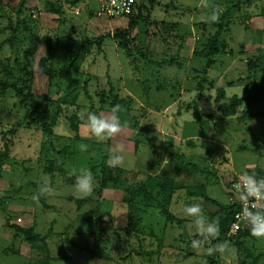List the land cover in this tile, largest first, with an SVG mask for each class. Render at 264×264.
Returning a JSON list of instances; mask_svg holds the SVG:
<instances>
[{"label":"rangeland","instance_id":"374dc122","mask_svg":"<svg viewBox=\"0 0 264 264\" xmlns=\"http://www.w3.org/2000/svg\"><path fill=\"white\" fill-rule=\"evenodd\" d=\"M19 1L0 0V79L18 84L22 72L14 58L22 57L31 33L41 40L29 89L35 118L25 124L14 89L0 87V130L21 124L0 167V264H264V237L241 238L239 244L226 237L193 249V219L182 212L184 204L200 202L205 215L217 220L224 211L192 198L186 187L205 183L208 195L224 204L228 186L239 173L264 172V101L252 105L253 117L247 120L239 110L222 117L212 106L217 88L241 94L243 86L264 78V0H156L129 29L128 18L108 21L96 16L100 0H81L74 6L52 0L61 5L59 13L45 11L46 0H25L17 14ZM226 20L228 29H221L219 23ZM214 38L221 52L212 55L213 63L206 67V58L193 50ZM70 39L89 44L79 51L69 73L53 78L41 73L39 59L46 43L53 47L50 65L57 71L66 49L72 48ZM249 61L255 68L248 69ZM113 94L133 97L130 115L119 108L126 126L108 141L93 139L79 113L108 114ZM208 113L214 117L207 118ZM73 116L77 130L70 125ZM43 123L50 126V134L43 131ZM161 132L186 140L170 143L179 148L162 151L160 157L151 143L158 142ZM115 143L125 145L126 163L111 167L114 181L100 197H85L55 171L53 176L44 171L50 160L70 174L94 164L96 187L102 166H109L106 147ZM81 144L88 145L87 151H81ZM165 157L169 166L160 170ZM151 173H157L154 191L163 178L173 180L172 201L166 206L159 198V204L143 209L142 215H131L125 199L140 178ZM46 186L51 191L41 192ZM135 202L144 208L140 197ZM162 208L173 219L168 220ZM8 223L31 228L39 238L27 242ZM224 243L235 254L208 252ZM150 250V260L140 253Z\"/></svg>","mask_w":264,"mask_h":264},{"label":"trees","instance_id":"16d2710c","mask_svg":"<svg viewBox=\"0 0 264 264\" xmlns=\"http://www.w3.org/2000/svg\"><path fill=\"white\" fill-rule=\"evenodd\" d=\"M81 0H64L65 3H67L70 6H74ZM156 0H147V3L141 2L137 6V12L135 14H132L131 16H128V25L127 28H131L133 25H135L142 17H143V12H149L151 7L155 4ZM250 0H244V2H248ZM25 0H20L15 8L16 13L20 14L21 9L23 7ZM240 3V2H238ZM44 10L47 12H53V13H59L61 12V5L55 3L52 0H46L44 4ZM226 23L221 22L219 23V26L221 29H228L227 26V20L225 21ZM223 25V26H222ZM9 27H11L12 31L16 30V27L12 26L11 23L8 24ZM226 26V27H225ZM27 29H30V27H26ZM126 28V29H127ZM118 30V29H117ZM117 30L114 32V35H117ZM124 33V32H123ZM112 34V35H113ZM118 34H122V32H119ZM217 33H215V38H216ZM13 38V36H10L6 39V41H9ZM212 39L209 40L206 44L205 47L201 50H193L194 55H199L201 57L206 58V67L210 66L213 63V59L211 58L212 55H215L219 52H221L220 48L215 45L216 40ZM41 39L35 36L34 33H31L30 35V45L24 48L23 54L21 58L15 57L14 61L17 65V67L20 69L22 72L21 76L18 77V84L13 81H9L8 79H0V87L6 88L7 86H10L14 89L15 96L17 99V104L19 105L20 108H23L25 111V124H28L30 120H33L35 118L33 112V108H36V104L29 98L30 96V86L33 81L34 77V55L35 52L38 48V44ZM72 48L71 49H66V58L63 61L62 67L58 69L57 71L53 69L50 65V60L54 55V50L51 45V43L47 42L46 43V48H45V54L40 57L39 59V70L41 73L47 75L50 78L53 77H65L69 71L72 68L73 63L75 62L76 58L78 57L79 51L83 48V46H87L89 44V41L87 40H82V39H70ZM255 68V64L253 61H249L248 63V69L251 70ZM7 72V70H5ZM241 91L243 93L238 94V93H231L227 94V89L224 87H219L216 89L215 95H214V104H215V110L222 116V117H231L237 114L239 110V115L242 119L247 120L251 119L253 117V111L251 109L252 105L264 101V78L254 81L250 83L248 86H243L241 88ZM133 97L128 95L126 97H120L117 94H113L112 100L110 102V106H119L124 108L126 113L130 115L129 107L130 103L132 101ZM194 104L197 105L196 102H193ZM198 117H201V115L197 114ZM75 117L73 116L71 118V128L73 130H77V126L75 123ZM207 118L212 119L214 117L213 113H208L206 115ZM40 119L42 117L39 116ZM32 122V121H31ZM21 124H16L14 127L8 129V130H0V135L3 140V144L0 147V167L3 161L8 159V153L10 146L12 144V139H10L12 136H14ZM43 131L46 134H50V126L46 125L43 123ZM9 135V137H7ZM191 142V141H188ZM105 158H107V154L104 155ZM94 168V164H91L90 170ZM204 171V169H202ZM45 172H47L49 175L53 176L54 171L59 175L63 181L66 183H71L75 184V175L70 174L67 172V170L63 167V165L58 162V161H53L50 160L48 166L44 169ZM112 168L103 165L101 168L100 175L97 180V185L93 190V193L97 196L100 197L102 190L109 186L111 182H113L112 178ZM255 174L258 178L259 177H264V172L263 171H252L249 174ZM173 180L169 177H165L162 180V183L160 187L157 190L150 189L147 187L145 184H142L138 182L136 184V187L131 190L129 193V197L125 199V202L130 206V214L133 215L135 211L142 213L143 209L148 210L151 207H154V202H157L159 204L158 199L161 198L164 201V204L167 206L170 204L172 201V198L174 196L176 188L172 186ZM229 187V186H228ZM207 186L205 183H197L196 185H190L186 187V193L190 195L192 198H199L202 199L203 201L212 203L217 210H222L224 211V215L217 219L219 222V234L217 237L212 239L216 243L222 242L226 237H227V231H228V225L229 222L232 218V215L236 209L235 204H230L228 201L224 204L218 202L214 198L210 197L206 191ZM141 198L143 201V206L144 208L141 209L137 202L133 203L135 198ZM41 202L44 203L46 206L45 202L43 199H40ZM189 200V199H188ZM78 203L82 202V199L77 201ZM134 204V205H133ZM135 206V207H134ZM162 212L166 215V218L168 220L173 219V215L167 208H162ZM143 213H145L143 211ZM142 215V214H141ZM140 215V216H141ZM138 225L140 223V220L138 219ZM8 225L15 229V231L21 233L24 237V239L27 242H34L36 241L39 236L35 235L33 233V230L31 228H26L22 227L20 225L8 223ZM152 234L153 233L152 231ZM156 235V234H155ZM250 231H243V232H238L233 237L234 240H236V244L238 243V240L241 238L245 237H252ZM158 238V237H157ZM159 239V238H158ZM158 252V250L156 251ZM141 254H146L147 259L150 260L151 256L154 254V251H140ZM255 264V261H254Z\"/></svg>","mask_w":264,"mask_h":264},{"label":"clouds","instance_id":"9594fccd","mask_svg":"<svg viewBox=\"0 0 264 264\" xmlns=\"http://www.w3.org/2000/svg\"><path fill=\"white\" fill-rule=\"evenodd\" d=\"M214 107V102L213 105ZM119 113V106H113L108 114H100L94 111H82L79 113V119L83 122V126L87 129L89 136L99 141H108L122 132L126 126L122 122ZM81 151H87L88 145L81 144ZM107 163L110 167L124 166L127 159V151L122 143L109 144L106 147ZM151 156V153H150ZM161 169L169 166L167 157L161 160ZM75 175V189L78 193L87 197L93 193L96 181L94 174L88 168H81L78 172L73 170ZM239 175V185L232 193L233 200L243 202L244 208L242 216L246 225L255 237H264V177H257L254 173L249 174L242 171ZM49 187H44L41 192H50ZM34 200H39L38 195L33 196ZM182 212L185 216L191 217L195 226L193 238L191 239V247L199 249L204 244L209 243L219 234V222L209 219L203 210L200 202L184 204ZM215 250L221 252L231 251L235 254V250L227 243L217 245L216 249L209 248L211 253Z\"/></svg>","mask_w":264,"mask_h":264},{"label":"built area","instance_id":"2783aa9c","mask_svg":"<svg viewBox=\"0 0 264 264\" xmlns=\"http://www.w3.org/2000/svg\"><path fill=\"white\" fill-rule=\"evenodd\" d=\"M140 3L141 2L138 0H100L99 9L96 13V16L105 18L108 21L118 18L127 19L128 16H131L137 12V6ZM239 183L240 181L238 177L234 179L228 187V202L230 204H235L236 209L228 225L227 237L234 236L238 232L249 230L242 216V211L245 206L244 203L237 202L232 198V193Z\"/></svg>","mask_w":264,"mask_h":264},{"label":"crops","instance_id":"0c3cea01","mask_svg":"<svg viewBox=\"0 0 264 264\" xmlns=\"http://www.w3.org/2000/svg\"><path fill=\"white\" fill-rule=\"evenodd\" d=\"M200 130H201V127H200ZM195 138L197 140V139H200L201 137H195ZM184 140H186L185 136L174 134V132H169V133L161 132L160 135H159L158 142L155 143V144L151 143V142L150 143H151V147H153V146L157 147V149L159 150V153H160V157H161L162 151L164 152V151L167 150V151L170 152V150H173V149L177 150V148H179L178 145L182 144V142H185ZM177 142H178L177 146L170 147L171 146L170 143H175L176 144ZM193 143L194 142L191 141V142H188L187 144L193 145ZM171 148H173V149H171ZM152 162L155 163L154 160H152ZM156 174L157 173H151V175H149L150 177L148 175H144L143 177L140 178V180L138 182H140L142 184H145L150 189H153V187L156 185V181H155V180H157L156 177H155Z\"/></svg>","mask_w":264,"mask_h":264}]
</instances>
